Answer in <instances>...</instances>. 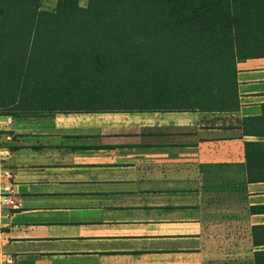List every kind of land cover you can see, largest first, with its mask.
<instances>
[{"label":"crops","instance_id":"0c3cea01","mask_svg":"<svg viewBox=\"0 0 264 264\" xmlns=\"http://www.w3.org/2000/svg\"><path fill=\"white\" fill-rule=\"evenodd\" d=\"M234 66L229 109L0 110V264H255L264 56Z\"/></svg>","mask_w":264,"mask_h":264},{"label":"trees","instance_id":"16d2710c","mask_svg":"<svg viewBox=\"0 0 264 264\" xmlns=\"http://www.w3.org/2000/svg\"><path fill=\"white\" fill-rule=\"evenodd\" d=\"M128 4L132 10L126 9ZM58 6L57 11H50L41 9V0H0V92L6 90L0 99L6 103L12 94L6 105L25 96V107L44 99L43 110L88 101L110 108L193 109L204 100L211 102L207 109L237 107L235 88L219 84L216 93L206 94L196 72L185 79L170 66V80L153 76L149 63L154 51L150 44L132 41V33L124 42L113 43L120 29L117 17L129 11L150 10L142 29L146 39L152 27L170 25V41L203 43L202 49L190 50L191 57L185 61V52L193 45L177 46L173 54L183 57L184 64L201 61L200 51L213 59L227 50L234 64L264 56V0H88L87 7H81L79 0H61ZM210 44L218 47L212 56ZM151 85L155 86L152 92L142 91ZM166 87L170 93H163ZM22 106L18 109L29 110ZM255 264H264V251L255 253Z\"/></svg>","mask_w":264,"mask_h":264},{"label":"rangeland","instance_id":"374dc122","mask_svg":"<svg viewBox=\"0 0 264 264\" xmlns=\"http://www.w3.org/2000/svg\"><path fill=\"white\" fill-rule=\"evenodd\" d=\"M61 0H41V9L43 10H50V11H57L60 6H58L59 2ZM79 5L81 7H87L88 0H79ZM152 7V6H151ZM126 9H129V4L126 7ZM129 10H132L131 8ZM150 11L148 9L142 10L141 14H138L134 11H129L122 15L121 17H117L118 24H120V29L115 34V39L112 40L113 43H117L118 41L124 42L122 40L126 39L128 35L132 33L133 39L132 41L136 40L138 43H147L150 44L151 50L154 52L150 55L151 56V63H149L151 66L150 71L152 75L154 76H160V78H163L165 80H170V66H173V71H175V75H179L181 72L184 74L181 78H187L190 74L196 72L197 73V79L200 81V87H202V92H206V94L213 92H217V86L219 84H225V86L233 91L235 88V79H234V72H235V64L234 60L229 56L227 50L225 54L218 55L213 59H206L203 56L202 51L200 50H194V51H200L202 54V60H198L195 62V65H188L181 62L183 60V57L177 58L175 54H173L174 50H179L177 46H181V49H184V47H189L191 44L192 47H189V50L185 52L184 55V61L189 60V56L191 57V54L189 53L190 50L193 49H202L203 43H200L198 45L195 44L193 40H190L186 43H183L181 45H178L179 42L176 41H170L171 34H170V25L168 27H163L162 25H159L158 28L152 27L151 31L152 34L145 38V30H142L146 22L148 21L147 12ZM152 11L153 8H152ZM106 31H113V28H107ZM172 43L173 45H170ZM212 47L209 48L211 56L213 55V49L217 46L214 44H210ZM218 48V47H217ZM221 48V45L219 46ZM229 48V46L225 47ZM196 55V53L194 54ZM196 66V67H195ZM193 69V70H192ZM159 74H156L158 73ZM161 72V73H160ZM155 88V86L151 85L150 89H147V87H142V91L145 92H152V90ZM26 89V88H25ZM166 91H163V93L169 92L170 88L166 87ZM0 95L6 96V90H3V92H0ZM12 94H9L7 96L8 102L11 101ZM24 97V101H22V98ZM6 100V101H7ZM235 100V98H234ZM6 102V103H8ZM44 99H39L34 106L32 107H25V105L28 104V102L25 100V96H21V98H18V102L14 104L6 105L4 103V100L0 99V105L3 107L0 108L1 111L4 112H16L21 111L20 105H23L22 108H29V110H38L41 107L44 106ZM211 102L204 100L201 104H197L196 106H210ZM80 104H75L74 106H77ZM166 105H168V102H166ZM62 106H65L64 104ZM169 106V105H168Z\"/></svg>","mask_w":264,"mask_h":264},{"label":"built area","instance_id":"2783aa9c","mask_svg":"<svg viewBox=\"0 0 264 264\" xmlns=\"http://www.w3.org/2000/svg\"><path fill=\"white\" fill-rule=\"evenodd\" d=\"M3 201H4L6 204H12V203H13V200L10 199V198H8V197L4 198Z\"/></svg>","mask_w":264,"mask_h":264}]
</instances>
